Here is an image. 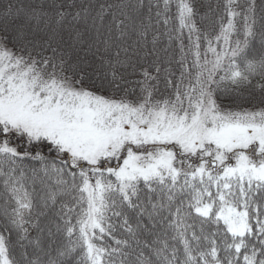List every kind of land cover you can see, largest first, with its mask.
Returning a JSON list of instances; mask_svg holds the SVG:
<instances>
[{"label":"snow or ice","instance_id":"snow-or-ice-1","mask_svg":"<svg viewBox=\"0 0 264 264\" xmlns=\"http://www.w3.org/2000/svg\"><path fill=\"white\" fill-rule=\"evenodd\" d=\"M0 264H264V0H0Z\"/></svg>","mask_w":264,"mask_h":264}]
</instances>
